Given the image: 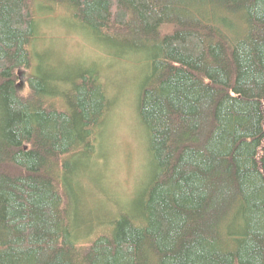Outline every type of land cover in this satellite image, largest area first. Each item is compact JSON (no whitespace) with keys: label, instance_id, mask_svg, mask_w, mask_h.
<instances>
[{"label":"trees","instance_id":"16d2710c","mask_svg":"<svg viewBox=\"0 0 264 264\" xmlns=\"http://www.w3.org/2000/svg\"><path fill=\"white\" fill-rule=\"evenodd\" d=\"M37 5L147 62L149 178L103 222L114 97L96 68L29 73ZM0 264H264V0H0Z\"/></svg>","mask_w":264,"mask_h":264},{"label":"rangeland","instance_id":"374dc122","mask_svg":"<svg viewBox=\"0 0 264 264\" xmlns=\"http://www.w3.org/2000/svg\"><path fill=\"white\" fill-rule=\"evenodd\" d=\"M34 20L35 34L29 47L30 74L41 63L70 78L96 68L107 94L114 97L101 130L99 162L84 184L88 201L91 199L95 209H100L107 200L116 199L117 210L102 213L99 221L114 218L116 212L130 209L149 178L147 138L137 111L140 88L147 77L146 59L142 54L95 39L64 7L37 5ZM18 77L19 91L24 93L26 72L19 70Z\"/></svg>","mask_w":264,"mask_h":264}]
</instances>
